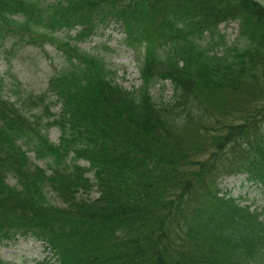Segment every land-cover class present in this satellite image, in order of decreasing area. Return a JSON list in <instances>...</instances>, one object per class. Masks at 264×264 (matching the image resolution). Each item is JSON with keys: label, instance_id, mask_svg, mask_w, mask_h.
Instances as JSON below:
<instances>
[{"label": "trees", "instance_id": "1", "mask_svg": "<svg viewBox=\"0 0 264 264\" xmlns=\"http://www.w3.org/2000/svg\"><path fill=\"white\" fill-rule=\"evenodd\" d=\"M231 21L243 45L220 32ZM111 23L137 54V87L77 45ZM9 42L57 44L68 67L48 81L51 122L31 115L43 96L11 99L0 77V245L42 241L38 264H264V206L220 187L246 174L264 189L262 0H0V52ZM157 81L172 98L156 99Z\"/></svg>", "mask_w": 264, "mask_h": 264}, {"label": "rangeland", "instance_id": "2", "mask_svg": "<svg viewBox=\"0 0 264 264\" xmlns=\"http://www.w3.org/2000/svg\"><path fill=\"white\" fill-rule=\"evenodd\" d=\"M55 2L58 0H48ZM264 2V0H262ZM37 28V26H35ZM42 26L39 27L41 30ZM219 30L225 37L227 45H231L240 41V45L244 44V40L239 37V26L236 21L224 22L220 24ZM46 32H50L45 28ZM76 30L72 31L75 34ZM71 34V33H70ZM59 41H68V38H63L67 35L66 31L54 33ZM212 40L205 39L204 45H207ZM73 44V42H71ZM80 47L85 49L96 65L108 66L116 71V80L122 83L127 88L137 87L140 82V73L138 71L137 59L135 51L129 48L124 42V34L112 23L104 28L95 31L90 39H85L80 43ZM217 50H223V46H218ZM68 67L66 57L62 56V52L57 44L46 43L44 47L36 46H12L9 42L0 52V77L3 78L6 95L11 99L27 101L29 96L41 95L45 102H28L33 108L31 115L39 113L43 121H54L56 115L60 111V104L56 101V97L48 91V81L57 71H65ZM154 86V84H153ZM152 92L156 99L168 100L173 96L172 84L168 81H157L152 88ZM44 104L50 105V113L44 111ZM46 133L50 140L58 143L60 130L57 126H50ZM28 149V147L26 146ZM29 155L36 163L45 165L43 159L36 157L34 151H29ZM82 163L86 166L85 162ZM92 176V173L89 172ZM231 176V175H229ZM221 177V188L223 190L231 189L235 196L242 195L249 198L247 203L253 204L254 207L264 205V194L255 187L243 186V176ZM260 191V192H258ZM0 255L5 261L12 262V264H36L41 260H46L49 253L44 250V245L40 241L33 239L20 238L9 244L0 247Z\"/></svg>", "mask_w": 264, "mask_h": 264}]
</instances>
